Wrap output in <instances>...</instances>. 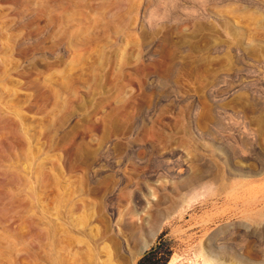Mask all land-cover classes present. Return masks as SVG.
<instances>
[{
  "label": "rangeland",
  "instance_id": "1",
  "mask_svg": "<svg viewBox=\"0 0 264 264\" xmlns=\"http://www.w3.org/2000/svg\"><path fill=\"white\" fill-rule=\"evenodd\" d=\"M63 5L0 0V264L68 222L113 264H264V0Z\"/></svg>",
  "mask_w": 264,
  "mask_h": 264
},
{
  "label": "bare ground",
  "instance_id": "2",
  "mask_svg": "<svg viewBox=\"0 0 264 264\" xmlns=\"http://www.w3.org/2000/svg\"><path fill=\"white\" fill-rule=\"evenodd\" d=\"M51 1V0H50ZM65 0H54V3H55V6L57 7V9L59 10V14L57 15V18L62 20L63 19V16L64 14H62L64 12V5H63V2ZM77 1H85V0H77ZM90 2V0H89ZM77 4V3H76ZM66 8V7H65ZM71 9H73L71 7ZM101 10V9H100ZM103 10V9H102ZM105 10V9H104ZM50 11V10H49ZM48 11V13H49ZM69 11V10H68ZM106 13V12H105ZM115 13V12H114ZM110 14V13H109ZM42 17V16H41ZM67 17V16H66ZM45 18V17H44ZM60 78V77H59ZM63 79V78H62ZM12 122V121H11ZM16 123V122H15ZM22 176V175H21ZM48 178V176L46 177ZM1 180V179H0ZM1 182V181H0ZM25 183V182H24ZM27 183V182H26ZM25 183V184H26ZM28 184V183H27ZM26 184V185H27ZM24 185V184H23ZM31 188V186H30ZM55 188V187H54ZM32 190V189H31ZM30 192V191H29ZM55 197V196H54ZM68 197V196H67ZM66 200V199H65ZM66 202V201H65ZM85 203V202H83ZM13 204V203H12ZM11 204V205H12ZM82 204V203H81ZM9 205V206H11ZM79 206V205H78ZM68 212L67 214L69 215V217H73V213L77 211V209H73V207H71L70 205L68 206ZM81 207V206H80ZM91 207V206H90ZM80 209V208H79ZM85 209V207H84ZM4 215V214H3ZM60 216V215H59ZM58 216V218H59ZM52 217H54V215H52ZM51 218V217H50ZM56 218V216L54 217ZM53 218V219H54ZM5 219V218H4ZM62 219V218H61ZM73 219V218H72ZM63 220L65 221V219L63 218ZM88 220V219H87ZM86 220V221H87ZM57 221V220H56ZM59 222V221H58ZM72 222V221H71ZM56 223V222H55ZM161 223V222H160ZM67 224V227L65 225V228H64V231H65V235L64 233H61V231L58 229V226L55 225V224H52L50 226V229L52 230L51 232H53V236H54V248L57 252V255L55 258L52 259V262L50 264H113L112 263V252L110 251V249H106V250H97V246L95 247H90L91 245L89 244L88 240H85V239H77L75 238L73 235H71L72 233L69 232V222L66 223ZM161 224H158V226L155 228V230L151 233V236H149L150 238L147 239L145 241L144 244H142L138 251L136 253H140L153 239L154 237L156 236V233L159 229ZM75 227V226H74ZM83 227V226H81ZM29 228V227H28ZM79 228V227H78ZM75 229V228H74ZM82 230V228H79ZM88 229V228H87ZM71 230V229H70ZM160 230V229H159ZM63 234V236H62ZM74 234V233H73ZM41 235V234H40ZM86 235V234H85ZM84 236V235H83ZM35 237V236H34ZM64 237V238H62ZM102 237V236H101ZM104 237V236H103ZM59 239V240H58ZM62 239V240H60ZM106 239V238H105ZM34 241V239H33ZM37 242V241H36ZM36 242H35V245H36ZM65 243V245L63 243ZM60 243H62L64 245L65 248H68V252L71 250L74 251V254L73 256L76 254V257L75 259L74 258H71L70 257H67L63 254H61L59 251V248H58V245L59 247L61 246ZM78 243H83V245H78ZM34 244V243H33ZM101 244V243H100ZM38 246V245H37ZM103 246V245H102ZM101 246V247H102ZM61 249V247H60ZM69 252L70 254L72 252ZM72 255V254H71ZM70 255V256H71ZM72 256V257H73ZM136 256V254L134 255V257ZM69 259L72 261L71 263L69 262ZM73 259V260H72ZM36 262L38 261L37 258H35Z\"/></svg>",
  "mask_w": 264,
  "mask_h": 264
},
{
  "label": "trees",
  "instance_id": "3",
  "mask_svg": "<svg viewBox=\"0 0 264 264\" xmlns=\"http://www.w3.org/2000/svg\"><path fill=\"white\" fill-rule=\"evenodd\" d=\"M170 258L169 244L158 240L139 257L137 264H167Z\"/></svg>",
  "mask_w": 264,
  "mask_h": 264
}]
</instances>
